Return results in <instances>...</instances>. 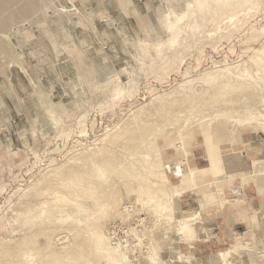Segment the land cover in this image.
<instances>
[{
	"label": "rangeland",
	"instance_id": "obj_1",
	"mask_svg": "<svg viewBox=\"0 0 264 264\" xmlns=\"http://www.w3.org/2000/svg\"><path fill=\"white\" fill-rule=\"evenodd\" d=\"M225 4L0 0V264H201L208 213L264 264V0Z\"/></svg>",
	"mask_w": 264,
	"mask_h": 264
},
{
	"label": "crops",
	"instance_id": "obj_2",
	"mask_svg": "<svg viewBox=\"0 0 264 264\" xmlns=\"http://www.w3.org/2000/svg\"><path fill=\"white\" fill-rule=\"evenodd\" d=\"M231 217L233 215L229 213H208L205 215V229L210 237L205 240L207 241L205 247H201L204 245L198 243L194 251L195 255L200 258L201 264H215L216 261H219L217 254H219L221 249L218 245L221 243L225 244L227 239H229L225 234V230H227V227L230 228ZM259 226L261 228L260 231H263L262 239L264 241V209H262V216L260 215ZM257 235L259 236V232H257ZM203 254L206 255L203 256Z\"/></svg>",
	"mask_w": 264,
	"mask_h": 264
},
{
	"label": "bare ground",
	"instance_id": "obj_3",
	"mask_svg": "<svg viewBox=\"0 0 264 264\" xmlns=\"http://www.w3.org/2000/svg\"><path fill=\"white\" fill-rule=\"evenodd\" d=\"M225 1H226V4L225 5H228V3L230 1H233V0H225ZM234 1H237V0H234ZM247 1H250V0H247ZM197 82H199V80H197ZM218 163H221V164H218ZM218 163H216L214 160H212V162H211V164L209 165L208 168H210V166H211V168H213V171H215V170H219V171L220 170H224L222 159H220ZM205 172H208V170H206ZM161 193H163V191H161ZM183 225H184V228H186V229H188L189 226H190L186 221H184V224ZM89 237H90V235H89ZM90 238H92V237H90ZM94 244H95V247L97 249L103 251L106 254L108 264H126L125 258L122 257V256H119V257L116 256V252H117L116 249H112V248H110L108 246L107 239L102 234H100V233H95L94 234Z\"/></svg>",
	"mask_w": 264,
	"mask_h": 264
}]
</instances>
